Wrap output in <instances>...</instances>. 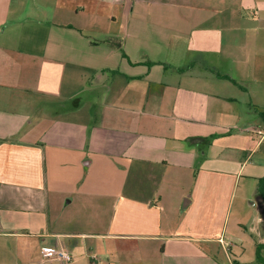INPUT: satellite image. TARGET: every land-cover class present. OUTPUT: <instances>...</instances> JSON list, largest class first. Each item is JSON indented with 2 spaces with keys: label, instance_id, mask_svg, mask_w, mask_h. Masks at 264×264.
Here are the masks:
<instances>
[{
  "label": "crops",
  "instance_id": "crops-1",
  "mask_svg": "<svg viewBox=\"0 0 264 264\" xmlns=\"http://www.w3.org/2000/svg\"><path fill=\"white\" fill-rule=\"evenodd\" d=\"M260 120L264 0H0V264L254 262Z\"/></svg>",
  "mask_w": 264,
  "mask_h": 264
},
{
  "label": "rangeland",
  "instance_id": "rangeland-1",
  "mask_svg": "<svg viewBox=\"0 0 264 264\" xmlns=\"http://www.w3.org/2000/svg\"><path fill=\"white\" fill-rule=\"evenodd\" d=\"M64 111H66V109L64 108V110H63V112ZM261 121V123L262 124H264V120H260ZM262 130H264V129H262ZM262 150H264V145H262ZM241 187H242V184L240 183V185H239V189L238 190H236V191H234L233 192V199H234V203H231V206L232 207H230L231 208V210L229 211V213H228V220H227V225L228 226H230L231 224H233V222H234V220H233V217H234V215H235V210L237 209V202H238V196H239V191H240V189H241ZM218 192V197H220V198H222V200L225 202V200L227 199V197L229 196L228 194H229V191H227L226 189L224 190V191H222V190H220L219 189V191H217ZM257 199H258V197H257V195H255V193H252V195L248 198V200L245 202V204H247V205H250L249 206V209L253 212V213H255V207H252L251 206V204L253 203V204H255V205H257ZM257 216H258V214H257V211H256V215H255V217H254V219H256L257 218ZM217 217L219 218V215L217 214ZM259 224L261 225V229H262V231H264V222H259ZM255 252H256V249H255ZM249 250L245 253V259L247 260V262H248V260H254V262H252V263H248V264H258L257 262H256V256L254 257V259H252V257H251V259H250V256H249ZM231 254V253H230ZM232 256V255H231Z\"/></svg>",
  "mask_w": 264,
  "mask_h": 264
},
{
  "label": "trees",
  "instance_id": "trees-1",
  "mask_svg": "<svg viewBox=\"0 0 264 264\" xmlns=\"http://www.w3.org/2000/svg\"><path fill=\"white\" fill-rule=\"evenodd\" d=\"M224 78L228 79V77ZM256 194L262 199V201H264V177L258 179L257 181ZM255 248L256 262L258 264H264V242L256 243Z\"/></svg>",
  "mask_w": 264,
  "mask_h": 264
},
{
  "label": "built area",
  "instance_id": "built-area-1",
  "mask_svg": "<svg viewBox=\"0 0 264 264\" xmlns=\"http://www.w3.org/2000/svg\"><path fill=\"white\" fill-rule=\"evenodd\" d=\"M117 1H121V0H117ZM41 255H42V258L44 259H49V260L56 259L62 262V264H68L69 261L71 260V257L69 254L63 251L57 250V249H52V248L44 249L41 252Z\"/></svg>",
  "mask_w": 264,
  "mask_h": 264
}]
</instances>
